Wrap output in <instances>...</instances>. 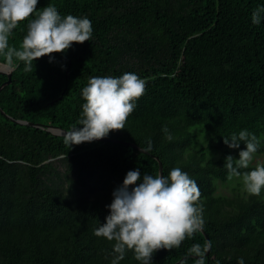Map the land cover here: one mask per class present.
<instances>
[{
	"label": "trees",
	"instance_id": "obj_1",
	"mask_svg": "<svg viewBox=\"0 0 264 264\" xmlns=\"http://www.w3.org/2000/svg\"><path fill=\"white\" fill-rule=\"evenodd\" d=\"M262 4L39 0L37 12L52 5L62 16H87L93 37L51 54L53 62L38 58L31 71L14 58L12 82L0 90L8 115L42 125L17 123L0 111V264H111L115 242L94 230L106 223V206L129 170L159 175L154 155L164 176L179 167L199 186L211 244L206 264H238L241 257L245 264H264V190L260 196L220 195L216 184L229 182L226 157L239 158L240 149L229 148L224 136L247 129L261 139L256 154L264 153V22L252 23ZM33 18L14 29L10 47L20 49ZM0 62L7 63L4 56ZM126 72L144 79L146 89L125 128L107 136L124 142L100 139L70 148L63 135L47 129L78 126L82 89L91 77ZM6 79L0 74V85ZM199 134L209 140L206 146L218 144V158L198 148ZM194 244H207L202 231L179 248L158 250L152 264H196L188 255ZM120 264L139 262L129 250Z\"/></svg>",
	"mask_w": 264,
	"mask_h": 264
},
{
	"label": "clouds",
	"instance_id": "obj_2",
	"mask_svg": "<svg viewBox=\"0 0 264 264\" xmlns=\"http://www.w3.org/2000/svg\"><path fill=\"white\" fill-rule=\"evenodd\" d=\"M39 0H0V56L10 66L14 58L23 62L25 71H31L33 61L53 53H64L73 43L92 41L93 25L87 17L72 14L62 16L55 6H46L37 12ZM29 19L27 32L20 49L9 46V38L22 21ZM264 22V4L252 12V23ZM146 81L136 73L126 72L119 77H91L82 89L85 103L82 105L78 126L64 132V143L79 145L107 137L113 130L125 128L136 101L144 94ZM82 126V127H81ZM163 131L167 134L168 129ZM171 139L170 135L168 137ZM224 143L232 149H240L239 158L226 157L228 180L241 178L243 190L252 196H260L264 190V164H256L251 171L261 139L247 129L224 136ZM241 143L246 147L241 149ZM151 150V145L148 149ZM113 200L106 207L110 210L106 223L94 230L96 237L114 241L111 264H120L127 251L134 253L139 264H152L153 255L161 249L179 248L185 239L192 238L204 228L200 189L197 182L181 168H173L167 176L142 174L140 169L129 170L123 183L113 191ZM210 243L194 244L188 255L196 258V264H206ZM238 264H245L243 257Z\"/></svg>",
	"mask_w": 264,
	"mask_h": 264
},
{
	"label": "water",
	"instance_id": "obj_3",
	"mask_svg": "<svg viewBox=\"0 0 264 264\" xmlns=\"http://www.w3.org/2000/svg\"><path fill=\"white\" fill-rule=\"evenodd\" d=\"M2 65V67H0V74H6L7 75V79L1 83L0 85V90L5 86V85H8L12 82V73H13V70H14V67L13 66H10L9 64L5 63V62H0V66ZM0 111L6 115L7 117H10L13 121L17 122V123H21V124H26V125H32V126H37V127H42L41 123H37V122H32V121H28V120H25V119H16V118H13L11 117L10 115H8L4 110L3 108L0 106ZM47 129L52 131L53 133L57 134V135H63L64 136V132L65 131H68L67 129H64L62 127H59V126H54V125H48L47 126ZM103 140H111V141H115V142H124L120 139H117V138H109V137H105V138H102ZM126 144L132 146V147H135L139 150H141L142 152H145V153H148L149 151L148 150H143L145 148L141 147L140 145L136 144V143H133V142H130V141H126L125 142ZM154 157L156 159L159 160V175H163V164H162V161L159 159V156H155ZM202 233L205 235L206 237V240H207V244L210 243V239H209V235L208 233L205 231V229L203 228L202 230ZM211 245V244H210ZM210 250H211V247H210ZM210 250L208 251L207 255L209 254ZM181 259H184L181 258ZM181 261V260H180ZM169 264H174V263H169Z\"/></svg>",
	"mask_w": 264,
	"mask_h": 264
},
{
	"label": "rangeland",
	"instance_id": "obj_4",
	"mask_svg": "<svg viewBox=\"0 0 264 264\" xmlns=\"http://www.w3.org/2000/svg\"><path fill=\"white\" fill-rule=\"evenodd\" d=\"M194 127L192 128V131H195ZM197 132H199L197 130ZM199 146H206L207 143H209V140L204 136L199 134ZM208 145V144H207ZM206 152L207 156L209 158H218L221 154V149L218 147V144L216 142H213L212 144H209V146H206ZM237 153L234 152L233 155H236ZM264 164V153L263 154H255L254 160L252 164ZM216 184L218 186L217 188V194L220 195H234V194H243V195H248L244 190H243V183L241 178H233V180H229V182H222L221 180H216Z\"/></svg>",
	"mask_w": 264,
	"mask_h": 264
},
{
	"label": "bare ground",
	"instance_id": "obj_5",
	"mask_svg": "<svg viewBox=\"0 0 264 264\" xmlns=\"http://www.w3.org/2000/svg\"><path fill=\"white\" fill-rule=\"evenodd\" d=\"M0 67H2V65Z\"/></svg>",
	"mask_w": 264,
	"mask_h": 264
}]
</instances>
